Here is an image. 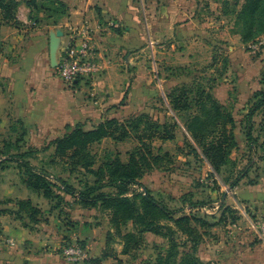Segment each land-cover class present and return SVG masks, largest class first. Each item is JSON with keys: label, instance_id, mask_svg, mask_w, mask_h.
I'll return each mask as SVG.
<instances>
[{"label": "crops", "instance_id": "1", "mask_svg": "<svg viewBox=\"0 0 264 264\" xmlns=\"http://www.w3.org/2000/svg\"><path fill=\"white\" fill-rule=\"evenodd\" d=\"M15 1L19 24L0 25V141L5 148L25 143L39 148L61 138L69 126L82 124L84 130H90L105 118L121 119L128 111L130 115L142 114L145 107L136 105L137 98L153 93L148 60L177 63L194 58L192 45L211 40L208 35L196 36L211 22V17H202L203 10L221 14L211 0H57L67 10L53 22L43 10L27 6L28 0ZM84 22L92 30L101 71L94 78L66 84L55 69L69 39V28ZM224 33L225 42L239 40L227 27ZM124 100L127 103L120 106ZM236 137L239 139L237 133ZM49 151L51 155L54 147L45 150ZM46 163L49 165L43 167L50 172L54 165ZM55 172L77 188L70 180L71 171L61 167ZM252 188L244 191L251 194L245 199L247 205L264 196L263 188ZM62 196L65 203L53 207L52 201L25 186L17 164L0 163V202L14 201L0 203V210L15 211L18 199H29L40 210L36 223L0 213V264H69L60 260L59 247L65 239L88 241L95 227L90 213L98 210ZM103 241L106 245L105 236ZM85 248H90L89 242ZM120 252L117 259L124 257Z\"/></svg>", "mask_w": 264, "mask_h": 264}, {"label": "rangeland", "instance_id": "2", "mask_svg": "<svg viewBox=\"0 0 264 264\" xmlns=\"http://www.w3.org/2000/svg\"><path fill=\"white\" fill-rule=\"evenodd\" d=\"M211 1L214 8L215 4L218 9L220 8L221 14H216L215 10L212 12L210 9L205 12L203 10L202 17H211L209 24L212 23V26L207 24L204 26L203 34L201 32L196 35L197 37L208 35L211 39L209 44H193L190 50H194V58L181 62L167 63L162 62L160 58L148 60L146 67L151 71L149 72L150 89L153 93L148 92L145 98L139 96L136 105L144 106L142 114L150 116L153 120L166 125H173L176 121L177 125L174 129V140L163 144L159 141L154 143L155 147L161 146L163 151H167L170 157H164L161 167L144 173L139 180L142 187L130 186L128 196L139 203L144 189H147L170 211L181 210L178 216L194 215L205 218L211 223L213 226L204 228L206 232L198 246L197 255L203 262L264 264V237H260L256 232L258 229L253 228L258 221L264 220V196L259 197L255 204L247 205L249 201L245 199L251 194L244 192L251 190V187L253 190L256 189L255 187L264 189V105L254 112L251 122L247 123L248 113L254 107L252 105L255 99H258L256 92L264 91V5L256 21L254 37L251 41L244 43L235 27L236 13L240 10L243 0H237L238 2L234 4L235 0ZM225 16V20L222 19L223 23H219L220 18ZM226 27L228 33L238 35L239 40L225 42L223 39ZM165 75L168 76L165 78ZM160 79L165 80L164 83ZM182 85L186 87L185 90L189 93L188 99L191 100L196 95L192 90L197 87L203 88L231 112L235 119L233 133H235L236 147L231 149L227 163L218 171L211 166L201 149L190 139L182 124V118H186L187 113H190L193 108L188 111L173 112L168 104L167 91ZM142 101L143 104H141ZM125 103H127L126 100L122 101L120 106ZM128 112L119 121L130 118L132 115ZM247 125L252 132L251 141H248L245 136ZM210 141L215 139L205 142ZM138 144L133 137L117 143L110 139L96 143L88 150L95 163L93 169L96 170L104 160L114 159L116 156L121 162H125L129 153ZM191 146L196 148V155L192 152ZM44 147H32L25 143L24 146H20V151H34L36 155L34 154L32 161L28 160V162H32V165L37 168H44L43 166L49 165L46 162L49 158L52 159L51 155H53V153L50 155V151L45 152ZM16 152L14 147H3L0 141L1 157H10L11 153ZM64 161L66 159H53L51 163L54 166L50 172L48 171L51 174L50 177H57L53 173L59 171L61 167L69 171L73 168L72 163ZM74 170L70 180L77 189L83 188L85 183H92L93 177L89 173L78 167ZM237 178L240 181H235ZM233 183L234 186H232ZM236 185L239 186V190H234ZM194 203L203 205L190 208L189 205ZM91 212L92 216L89 218L92 221L91 225L95 226L91 233L92 238L90 237L88 241L87 239L72 241L65 239L63 244L79 242L86 245L89 242L90 248H86L87 255L94 258L92 255L99 254L105 247L103 236L111 234L112 242L109 248L118 254L117 251L121 249L119 245L121 239L110 224V215L100 210ZM61 213L65 215L62 211ZM166 224L173 227L170 222ZM194 225L197 224L194 223ZM204 229L199 231L203 232ZM130 230L132 226L129 223L122 232ZM178 236L173 238L179 239ZM143 241L144 243L137 249L130 248L131 255H125L122 259H111L103 264H142V262L151 261L157 252L163 251L168 246L166 237L152 233L145 234ZM63 246L59 247L60 260H64L61 254Z\"/></svg>", "mask_w": 264, "mask_h": 264}, {"label": "trees", "instance_id": "3", "mask_svg": "<svg viewBox=\"0 0 264 264\" xmlns=\"http://www.w3.org/2000/svg\"><path fill=\"white\" fill-rule=\"evenodd\" d=\"M237 2L235 0L233 4ZM17 5L18 2L15 0H0V25L19 24L16 18ZM26 5L36 11L43 10L47 19L51 18L53 22L67 10V6L57 0H28ZM263 5L264 0H243L235 20L236 32L240 35L242 42L251 41L254 37L256 21L258 15L262 13ZM185 89L184 85L171 89L167 94L168 104L173 112L188 111L193 108L190 113H187L186 118H182V124L190 139L201 149L211 166L218 171L227 163L231 149L236 147L235 133H233L235 119L231 112L203 88L197 87L192 90L196 93L192 99L194 102L188 99L189 93ZM256 95L258 99H255L252 105L254 107L248 113L247 123L251 122L254 112L264 105V91H258ZM176 125V121L173 125H166L151 119L150 116L140 114L132 115L122 122L117 118H105L90 130H84L82 124L66 127V133L46 145L43 150L53 146L52 159L50 158L48 162H53L55 158L66 159L74 165L70 169L71 172L78 167L93 177L91 184L85 183L80 189L59 177H50L51 174L45 167L37 168L30 164L28 159L33 158L36 155L35 152L20 151V146L14 147L17 152L0 160V163L8 161L17 164L21 172V181L25 186L52 201L53 207L65 203L62 196L65 194L84 208L108 212L110 224L121 239L120 255H131L130 248L140 247L144 243V235L152 233L166 237L168 246L163 251L157 252L151 261L142 262V264H209L198 257L197 251L206 232L204 228L213 226L211 223L205 218L194 215L178 216L181 210L170 211L147 189H144L139 203L128 196L130 186L142 187L139 180L144 173L161 167L164 157H170L167 151H163L161 146L155 147L154 143L159 141L163 144L174 140ZM245 136L248 141L253 138L249 125H247ZM132 137L139 144L129 153L125 162H121L116 156L114 159L104 160L96 170L93 169L95 163L88 152L89 148L104 139L117 143ZM209 139H215V141L206 143L205 141ZM191 148L196 155V148L193 146ZM235 181L238 182L240 179L237 178ZM234 185L233 183L232 186ZM11 202L14 201L6 199L0 203ZM15 205V211L0 210V213L12 214L21 220L26 217L31 223L38 221L40 210L29 199H18ZM200 205L203 204L194 203L189 207L197 208ZM167 222L172 223L175 229L166 224ZM129 223L132 230L123 233L122 230ZM23 225L27 226L25 221ZM199 229L204 230L200 232ZM110 236L111 234L105 235L106 245L101 255L98 258L85 259L83 261L85 264H102L106 258H118L116 251L109 248L112 242ZM177 236L179 239L175 240L173 237ZM80 244L85 247L82 243Z\"/></svg>", "mask_w": 264, "mask_h": 264}, {"label": "built area", "instance_id": "4", "mask_svg": "<svg viewBox=\"0 0 264 264\" xmlns=\"http://www.w3.org/2000/svg\"><path fill=\"white\" fill-rule=\"evenodd\" d=\"M69 39L60 53V61L55 69L56 75L66 84L81 79H90L100 71L92 30L87 22L81 26L69 28ZM253 228L260 237H264V220L257 222ZM64 260L69 264H78L88 258L87 250L79 242L64 245L61 248Z\"/></svg>", "mask_w": 264, "mask_h": 264}, {"label": "water", "instance_id": "5", "mask_svg": "<svg viewBox=\"0 0 264 264\" xmlns=\"http://www.w3.org/2000/svg\"><path fill=\"white\" fill-rule=\"evenodd\" d=\"M54 42H55V39L52 40V43H54Z\"/></svg>", "mask_w": 264, "mask_h": 264}]
</instances>
